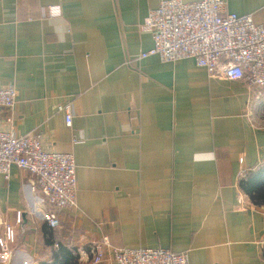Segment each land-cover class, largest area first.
I'll use <instances>...</instances> for the list:
<instances>
[{
	"label": "crops",
	"instance_id": "crops-1",
	"mask_svg": "<svg viewBox=\"0 0 264 264\" xmlns=\"http://www.w3.org/2000/svg\"><path fill=\"white\" fill-rule=\"evenodd\" d=\"M160 1L0 0V87L15 86L18 115L8 122L0 110V131L72 154L77 182V209L58 212L50 229L35 177L16 167L0 175L2 219L14 225L22 213L3 264H40L59 246L91 264L90 246L104 237L190 264H264V204L239 184L264 164V90L256 98L192 60L139 59L153 46L144 22ZM224 1L264 26V0ZM49 7L61 14L43 18ZM60 104L71 105V127Z\"/></svg>",
	"mask_w": 264,
	"mask_h": 264
},
{
	"label": "built area",
	"instance_id": "built-area-1",
	"mask_svg": "<svg viewBox=\"0 0 264 264\" xmlns=\"http://www.w3.org/2000/svg\"><path fill=\"white\" fill-rule=\"evenodd\" d=\"M59 7L42 11V17H56ZM151 34L152 48L139 59L156 56L162 63L192 60L205 69L210 78L244 81L256 93L264 90V26L253 22L251 15H236L226 10L224 0H161L151 9L144 22ZM17 93L14 85L0 87V110L11 113L7 120L17 118ZM71 127L70 104H60ZM242 162V160H240ZM16 167L35 177L37 186L50 207L45 221L50 229L60 226L58 212L77 209L76 164L72 154L48 152L39 135H15L0 131V175L9 179ZM244 179L246 174H241ZM22 223V213L16 212L15 224L0 214V256L9 262L16 243V225ZM91 264H103L108 258L114 264H190L187 254L170 250L115 248L106 237L90 246ZM0 264L3 261L0 258Z\"/></svg>",
	"mask_w": 264,
	"mask_h": 264
},
{
	"label": "trees",
	"instance_id": "trees-1",
	"mask_svg": "<svg viewBox=\"0 0 264 264\" xmlns=\"http://www.w3.org/2000/svg\"><path fill=\"white\" fill-rule=\"evenodd\" d=\"M241 190L249 197L254 205L264 204V164L248 173L240 181ZM40 264H79L78 257L71 249L59 246L49 261Z\"/></svg>",
	"mask_w": 264,
	"mask_h": 264
}]
</instances>
